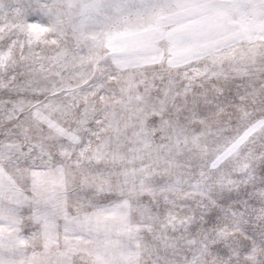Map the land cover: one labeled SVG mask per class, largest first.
<instances>
[{
	"label": "snow or ice",
	"instance_id": "snow-or-ice-1",
	"mask_svg": "<svg viewBox=\"0 0 264 264\" xmlns=\"http://www.w3.org/2000/svg\"><path fill=\"white\" fill-rule=\"evenodd\" d=\"M0 264H264V0H0Z\"/></svg>",
	"mask_w": 264,
	"mask_h": 264
}]
</instances>
